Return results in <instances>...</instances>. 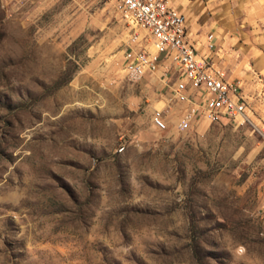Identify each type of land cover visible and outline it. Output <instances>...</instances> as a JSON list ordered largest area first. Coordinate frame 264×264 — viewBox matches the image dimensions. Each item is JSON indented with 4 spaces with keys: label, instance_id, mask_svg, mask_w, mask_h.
I'll return each mask as SVG.
<instances>
[{
    "label": "rangeland",
    "instance_id": "374dc122",
    "mask_svg": "<svg viewBox=\"0 0 264 264\" xmlns=\"http://www.w3.org/2000/svg\"><path fill=\"white\" fill-rule=\"evenodd\" d=\"M239 10L261 77L264 0ZM133 32L112 0H0V264H264V93L176 128L162 67L120 65Z\"/></svg>",
    "mask_w": 264,
    "mask_h": 264
},
{
    "label": "built area",
    "instance_id": "2783aa9c",
    "mask_svg": "<svg viewBox=\"0 0 264 264\" xmlns=\"http://www.w3.org/2000/svg\"><path fill=\"white\" fill-rule=\"evenodd\" d=\"M112 1L131 26L144 30L141 36L133 32L129 37L120 59L122 69L139 77L162 67L160 74L170 99L182 104L176 128L183 129L202 118L245 120L246 106L239 84L233 83L213 59L212 31L204 34L205 51L199 53L189 37L183 13L169 0ZM151 121L157 128L165 127L159 109L153 110ZM262 146L264 150V141Z\"/></svg>",
    "mask_w": 264,
    "mask_h": 264
},
{
    "label": "crops",
    "instance_id": "0c3cea01",
    "mask_svg": "<svg viewBox=\"0 0 264 264\" xmlns=\"http://www.w3.org/2000/svg\"><path fill=\"white\" fill-rule=\"evenodd\" d=\"M169 0L184 15L189 37L194 42L199 53L205 51L204 34L214 33L215 47L213 59L227 71L228 78L237 82L243 94L252 91L264 93V52L256 53L254 61L258 72L263 71L261 77H253L246 68V60L234 59L232 56V38L228 35L232 31L233 18L240 15V5L246 0ZM162 73V70H160ZM259 78V81L258 79Z\"/></svg>",
    "mask_w": 264,
    "mask_h": 264
}]
</instances>
